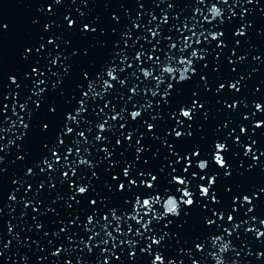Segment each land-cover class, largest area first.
Listing matches in <instances>:
<instances>
[{
  "label": "water",
  "instance_id": "1",
  "mask_svg": "<svg viewBox=\"0 0 264 264\" xmlns=\"http://www.w3.org/2000/svg\"><path fill=\"white\" fill-rule=\"evenodd\" d=\"M213 5L222 10L215 19ZM216 143L226 145V166L214 160ZM151 175L148 188L141 181ZM183 187L194 204L166 214L163 201H181ZM150 196L161 199L132 219L136 198ZM262 221L264 0H0V264H153L157 254L164 264H264Z\"/></svg>",
  "mask_w": 264,
  "mask_h": 264
},
{
  "label": "snow or ice",
  "instance_id": "2",
  "mask_svg": "<svg viewBox=\"0 0 264 264\" xmlns=\"http://www.w3.org/2000/svg\"><path fill=\"white\" fill-rule=\"evenodd\" d=\"M197 11H199V10L197 9ZM209 11H210L211 16H212L213 19H215L216 17H220V16H221L220 8H219V9H213V8L211 7V8L209 9ZM166 19H167V18H165V20H166ZM205 19H208V18L205 17ZM72 23H73V22L70 20V21H69V24H72ZM4 27H6V25H5ZM88 27H89V26H88L87 24L84 25V28H85V29H88ZM184 28H185V29H189V26H188L187 23L184 24ZM193 29H195V24L192 25V28L189 29V31H191V33H192V37H196V36H197V33H196ZM151 31H152V35L155 37V36L157 35V32H156L155 30H151ZM209 35H211L213 39H217V38H218L220 35H222V34H221V33H209ZM192 37H188V36L184 37V40H185L184 48H188V47H190L191 42H192ZM196 43H197V44L200 43L199 38L196 39ZM171 47L175 48L176 45H175V44H172ZM143 55H144L143 52H137V53H136V59H137V60H140L141 57H142ZM191 55H192V56H197V51H196V50H193L192 53H191ZM148 59H149V60H152L153 57H152L151 55H149V56H148ZM158 61H159V58L157 57L156 60L154 61V63H158ZM179 62H180L181 64H185V65H188V66H190L191 63H192L191 60H187V59H185V58H183V57H181V59H180ZM53 63H55V61H53ZM189 70H190L189 67H185V68L181 71V73H180V77H179V79H180L181 81H183L184 79H186V76H187V73H188ZM34 71H35V70H34ZM141 71L143 72V75H144L146 78H150V77L152 76V71L149 70V69H141ZM175 71H176V70H175L173 67L169 66V65H163V66L161 67V72H162V74H163V73L174 74ZM114 72H115V69H114V68H109L108 71H107V76L110 77L111 79L115 80L117 77L114 75ZM85 75H87V74H85ZM159 80H160V77H157V81H158V82H159ZM38 83H43V81H38ZM104 84H105V87H111L109 81H107V80L104 81ZM89 87L91 88L92 85L90 84ZM168 87L171 88L172 85L169 84ZM221 87H223V85H221ZM232 87H235V85H232ZM40 91L43 92L44 89L41 88ZM132 91L135 92V89H133ZM153 94H155V93H153ZM84 95L87 96V93H85ZM165 95H167V92L165 93ZM81 104H83V101H81ZM257 107L259 108L260 105H257ZM20 108H21V109H25V108H27V104H21V105H20ZM82 110H83V109H79L78 111H82ZM180 113H181V115H182L183 117H185V118H189V119H190V118L192 117V111H191L190 109H187V108H181V109H180ZM140 114H141V113H140L139 111H133V112L131 113V115H132L133 118H137V117H139ZM18 119H19V122L23 125V127H25V128L28 127V125L24 122V120H23L22 117H19ZM69 119L71 120V119H75V118L72 117V116H69ZM113 119H115V117H113ZM45 127H47V125H45ZM98 127H99V129H101V130L103 131V130L105 129V124H104V123H101V124L98 125ZM152 127H153V125L150 124V125H149V128L151 129ZM66 131H67L68 133H71L73 130H72L71 127H67V128H66ZM241 131L243 132L244 129L241 128ZM175 134H176L177 137L181 136V132H180V131H176ZM80 135H83V133H80ZM101 138H102V137L99 136V135L96 137L97 140H99V139H101ZM119 142H120V141L118 140L117 143H119ZM60 143L63 144L64 141L61 139V140H60ZM225 148H226V145H225L224 143H216V144H215L216 152H215V155H214V160H215V162H216L218 165H220V166H226L225 158H224L223 155L221 154L222 151L225 150ZM71 151H72V149L69 148V149H68V152L71 153ZM137 151H140V149H138ZM51 152H52V155H53L54 157H56L57 160L60 159L59 156L57 155V151H56L55 148H53V149L51 150ZM199 156H200V152H199V150H196V151H193V152H191L189 155H186V156L184 157V159H185V161H186V165H185V168H184V171H185V172H187V171H188V168L192 166V163H193L192 158H193V157H199ZM64 162L67 163V157H65ZM45 163H48V161L45 160ZM81 163H85V161L82 160ZM207 163H208V162H207L206 160L200 159V160H198L197 166H198L201 170H203V169H205V168L207 167ZM48 166L51 167V164H49ZM30 171H31V169H29V172H30ZM64 175L67 176L68 173L65 172ZM124 175H125V177H129V176H130L129 168H125V169H124ZM141 175L143 176V173H142ZM149 175H150V174H149ZM192 175L195 176L196 173L193 172ZM171 179H172V181L175 182V184H177V185H181V186H186V185L189 183L188 180H187L184 176H182V175H173V176L171 177ZM156 180H157V176H155V175H151V179H150V180H147V181L142 180L141 183L146 184V187H148V188H153V187L155 186V185L153 184V182L156 181ZM214 180H215L214 177L210 178V179L208 180V186H205V185H203V184L200 185V193H201L202 196H205V197L209 196V194H210V190H211V187H210V186L214 183ZM136 183H137V181H136L135 179H129V185H135ZM119 187H120L121 189H124V188H125V185H124L123 183H121V184L119 185ZM178 190H179V191H182L181 201H178L177 198H176L174 195H167V198L163 201L164 210H165V213H166V214H172V215H176V214H178V209H179V206H180V202H182V203L185 204V205H189V206H191V205L194 204L193 193H192L191 191H189L187 187H183V188L178 189ZM78 192H79L80 194H85V193L87 192V188H86L85 186H80V187L78 188ZM160 199H161L160 196H150L149 198H144V199H142V200H141L139 197H137V198H136V201H135V206H134V207H135V211H134L133 215L131 216V218H132V219H137V216H138V214H139V210H140L141 208H142V209H146V210H148V211H151V210H152V207H153V204L156 203L157 201H159ZM213 200H215V197H214V196H213ZM244 200H245V201H248V200H249V197H248V196H244ZM91 203H92V204H95L96 201L93 200V201H91ZM112 217H113V219H115V220H117V221H119V219H120V217L116 216L115 211L112 212ZM227 219H228L229 221L233 220L232 215L229 214L228 217H227ZM104 220H105V222H106V223L104 224V229L106 230L107 227H108V225L111 223V221L109 220V218H108L107 216L104 217ZM88 221H89V223H92V221H93V217H92V216H89V217H88ZM137 222L139 223V220H137ZM209 222L211 223V221H209ZM262 223H264V221H262ZM144 227L147 228V224H145ZM131 230H132V229H131V226H130V227H129V231H131ZM116 231H117V232L120 231V229H119L118 226H117V228H116ZM107 235H108L109 237H111V236H112V233H111V232H107ZM113 239H114V238H113ZM216 239L218 240V239H220V238H219V237H216ZM159 242H160L159 239L153 238V243H157V244H158ZM103 243H107V241L105 240V241H103ZM130 243H131V242H130ZM200 247H201V245L197 244V248H200ZM227 247H228V245L225 244V245H223V247H222L221 250L223 251V250H225ZM156 262H159V264H164V258H163V256L160 255V254H157V255L155 256V261L153 262V264H156ZM105 264H107V261H105Z\"/></svg>",
  "mask_w": 264,
  "mask_h": 264
},
{
  "label": "clouds",
  "instance_id": "3",
  "mask_svg": "<svg viewBox=\"0 0 264 264\" xmlns=\"http://www.w3.org/2000/svg\"><path fill=\"white\" fill-rule=\"evenodd\" d=\"M213 9H219V7H217L216 5L212 6ZM220 13L222 14V10L220 9Z\"/></svg>",
  "mask_w": 264,
  "mask_h": 264
}]
</instances>
